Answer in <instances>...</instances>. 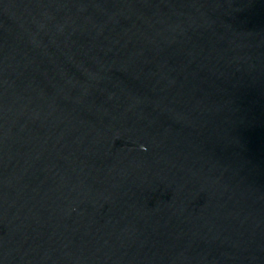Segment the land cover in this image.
<instances>
[{
	"label": "water",
	"instance_id": "water-1",
	"mask_svg": "<svg viewBox=\"0 0 264 264\" xmlns=\"http://www.w3.org/2000/svg\"><path fill=\"white\" fill-rule=\"evenodd\" d=\"M0 264H264V0H0Z\"/></svg>",
	"mask_w": 264,
	"mask_h": 264
}]
</instances>
